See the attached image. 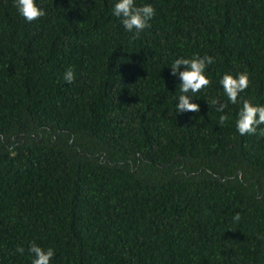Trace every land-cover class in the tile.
Returning a JSON list of instances; mask_svg holds the SVG:
<instances>
[{
	"label": "trees",
	"instance_id": "trees-1",
	"mask_svg": "<svg viewBox=\"0 0 264 264\" xmlns=\"http://www.w3.org/2000/svg\"><path fill=\"white\" fill-rule=\"evenodd\" d=\"M141 2L134 38L112 0H41L32 23L0 0V264H31L32 242L53 264H264V136L206 102L247 71L264 104V0ZM194 54L211 84L176 115L167 66Z\"/></svg>",
	"mask_w": 264,
	"mask_h": 264
},
{
	"label": "clouds",
	"instance_id": "clouds-1",
	"mask_svg": "<svg viewBox=\"0 0 264 264\" xmlns=\"http://www.w3.org/2000/svg\"><path fill=\"white\" fill-rule=\"evenodd\" d=\"M13 7L17 15L27 23L40 20L48 15L41 0H13ZM110 14L117 19L123 30L134 38L152 27L151 22L156 16V10L151 3L141 0H112ZM215 63V57L211 55L194 54L191 57H177L169 66L170 75L178 82L176 92L173 95L176 115L185 112H199L200 105L194 101L199 100L198 94L210 84L209 66ZM62 79L66 84H72L76 80V72L73 67L64 70ZM250 78L247 71L233 75L225 72L219 76L217 91L226 98L221 101L219 96L213 97L207 104L215 107L220 113L218 125H223L232 120L236 132L241 136H264V104L254 103L244 99L243 94L249 88ZM179 86V92H177ZM235 105L236 111L226 112L228 105ZM240 214L233 216L234 221H239ZM17 251L23 255L24 248ZM28 254L31 264H53L56 252L52 247L44 248L35 242L28 246Z\"/></svg>",
	"mask_w": 264,
	"mask_h": 264
}]
</instances>
